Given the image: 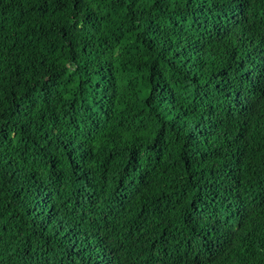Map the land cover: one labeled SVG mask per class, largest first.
Masks as SVG:
<instances>
[{"label": "trees", "instance_id": "trees-1", "mask_svg": "<svg viewBox=\"0 0 264 264\" xmlns=\"http://www.w3.org/2000/svg\"><path fill=\"white\" fill-rule=\"evenodd\" d=\"M0 264H264V0H0Z\"/></svg>", "mask_w": 264, "mask_h": 264}]
</instances>
